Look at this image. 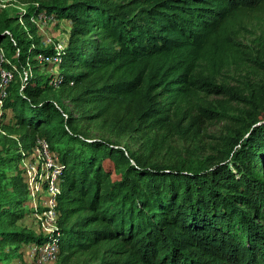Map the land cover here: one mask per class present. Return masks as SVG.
Returning a JSON list of instances; mask_svg holds the SVG:
<instances>
[{
	"label": "trees",
	"instance_id": "1",
	"mask_svg": "<svg viewBox=\"0 0 264 264\" xmlns=\"http://www.w3.org/2000/svg\"><path fill=\"white\" fill-rule=\"evenodd\" d=\"M263 3L40 1L21 13L23 19L30 21L45 12L73 23L57 65L40 64L36 56L50 55L53 48L25 32L15 33L12 26L19 17L1 13L0 45L20 68L29 62L35 72L24 84L13 81L0 115L2 126L18 134L5 138L6 146L0 148V223L5 222L0 226V247L20 250L24 244L50 238L16 226L29 195L20 161L23 152L29 153L42 137L62 165L55 231L61 264L75 255H87L89 260L83 264H264L262 84L246 83L236 92V98L249 106L250 115L228 136L229 148L221 159L174 165L151 162L109 139L88 136L67 114L61 96H54L56 100L46 96L55 89L50 84L54 77L61 80L58 91L81 85L80 95L90 90L82 83L93 75L104 80L97 89L100 100L140 101L144 105L139 116L154 117L165 110L159 99L163 90L230 95L227 86L194 73L195 65L237 11ZM18 48L14 58L10 51ZM48 65L57 71L38 72ZM228 105L222 104L224 115ZM199 108L207 115L216 113ZM103 109L91 116L101 115ZM7 113L13 124L6 122ZM12 165H17L14 173L7 169Z\"/></svg>",
	"mask_w": 264,
	"mask_h": 264
},
{
	"label": "rangeland",
	"instance_id": "2",
	"mask_svg": "<svg viewBox=\"0 0 264 264\" xmlns=\"http://www.w3.org/2000/svg\"><path fill=\"white\" fill-rule=\"evenodd\" d=\"M40 1L49 0H13L8 9L0 10V14L19 17L23 9ZM72 24L70 20H51L37 24L25 19L22 22L19 19L12 27L15 33L25 32L30 38L37 37L42 46L50 47L53 42L68 40ZM4 49L8 55L7 49L5 47ZM10 53L15 55L13 51ZM39 63L43 64L40 61ZM54 71H57V67L50 65L38 70L47 73ZM194 73L227 86L230 95L203 91H192L186 95L163 90L159 99L165 110L154 117L139 116L140 108L144 105L140 101L113 100L107 103L100 100L97 89L104 80L93 75H88L82 83L83 87L88 86L90 89L84 94L78 95L82 87L72 82L73 89L58 91V87L47 91L46 96L54 100H56L54 96H61L67 114H72L79 129L88 136L109 139L151 162L174 165L184 160L205 163L217 161L229 148L228 136L250 115L249 106L236 98V92L245 88L246 83L253 85L259 83L264 86V3L255 9L237 11L225 23L220 36L202 50ZM74 96L76 99H73ZM225 101L230 107L227 115L221 113ZM201 105L212 108L216 113L211 112L207 115L201 112L199 108ZM101 107L104 108L101 115L91 116ZM2 112L3 108L0 114ZM256 112H260V108ZM162 115L165 116L163 119H157ZM6 122L14 123L10 113L6 115ZM17 136L16 132L5 129L0 123V148L5 145V138ZM36 158L34 150L27 155V159L33 163ZM17 165L19 167V164ZM17 165L7 169L14 173ZM23 165L24 163L20 161L21 168ZM23 209L24 215L16 226L36 234H46V230L37 220L30 198ZM4 225L5 222L0 223V226ZM29 249L27 244L20 250L11 249L8 245L1 246L0 264H39L30 255ZM88 260L87 255H75L64 264H83Z\"/></svg>",
	"mask_w": 264,
	"mask_h": 264
},
{
	"label": "built area",
	"instance_id": "3",
	"mask_svg": "<svg viewBox=\"0 0 264 264\" xmlns=\"http://www.w3.org/2000/svg\"><path fill=\"white\" fill-rule=\"evenodd\" d=\"M13 0H0V10H6L12 5ZM26 9H23V12ZM19 19L23 22V17ZM31 22L40 24L43 22L65 21L67 19L58 18L55 15L40 12L33 15L29 19ZM11 35L12 42L17 45L16 38ZM68 40L65 42H53L50 46L53 48V53L46 55L39 53L36 57L43 64H59L62 62V56L67 46ZM19 48L15 55L18 57ZM32 66L27 62L23 67H19L15 61L7 55L4 46L0 45V111L3 108L4 100L9 96L10 87L13 81L19 80L24 84L27 77L33 74ZM50 84L55 88L60 87V78L54 77ZM66 115V113H64ZM1 115V114H0ZM37 158L33 161L27 159L30 153L23 152L24 157L21 160L24 165V176L29 191L28 198L32 200L34 212L40 225L46 230V235L50 238L45 242H32L28 244L30 255L39 264H56L59 260L60 241L55 235L58 229L59 212L57 210V196L62 191V165L58 155L51 148L49 141L46 138L38 137L34 148ZM31 150V151H32Z\"/></svg>",
	"mask_w": 264,
	"mask_h": 264
}]
</instances>
